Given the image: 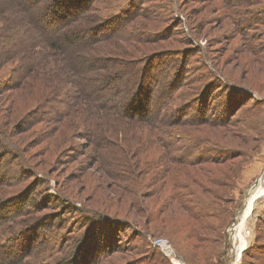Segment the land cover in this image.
I'll return each mask as SVG.
<instances>
[{
    "label": "rangeland",
    "instance_id": "obj_1",
    "mask_svg": "<svg viewBox=\"0 0 264 264\" xmlns=\"http://www.w3.org/2000/svg\"><path fill=\"white\" fill-rule=\"evenodd\" d=\"M81 1L85 7L80 6ZM126 1L101 0L98 4L107 12L105 15L111 13L108 18L113 21L95 20L91 25L97 31L85 34L88 44L108 42L118 49L136 50V54L131 51L130 56L121 54L120 57H125L122 60L109 57V62L99 65L106 73L110 74L111 70L120 79L112 80L111 89L103 92L131 97L135 92L129 93V90L134 89L138 79V89L145 88L146 83L155 85L156 95L161 88L170 89L178 77L196 74L202 80L192 87H209L205 94L210 99L214 97L209 100L212 111L227 109L229 89L240 88L243 94L232 92L240 98L235 114L248 116L252 123L257 121V125L248 127L239 121L227 126L182 127V134L205 138L218 149L217 154L214 152L216 156L208 159L209 163L171 166L167 182L152 180L144 174L122 180L120 162L105 165L100 160L101 146L91 142L80 124L84 107L67 116L63 112L67 111L74 93L68 90L70 81L78 76L70 56L87 61L82 57L83 51L78 50L80 43L74 47L66 44L64 54L59 60L57 57L54 66L41 64L32 76L22 78V69L42 55L35 49L39 46L46 49L49 41L60 37L61 32H72L76 26L72 21L79 23L83 13L89 14L88 2L10 0L2 11L8 13L3 15L5 26L0 22V30L5 29L9 40L0 41V55L17 42L26 41L29 35L35 33L40 38L35 46L26 47L20 59L0 61V121L10 139L35 167L30 165L32 176L23 179L16 170H9L10 155L0 152V190L7 189L0 191V198L10 201L18 210L16 196L27 198L33 186L39 190L34 197L36 206L30 202L16 213L14 208L3 211V216L10 217L1 223L16 229L17 237L11 249L35 248L25 254L22 264L55 262L62 255L68 257L70 264H114L115 261L120 264H180V261L184 264H264V16H261L262 23L254 22L247 28L238 25L231 16L233 9L244 11L262 6L264 12V0H251L250 7L237 0H153L147 10L141 8L146 0L125 5ZM160 6L163 8L155 16L154 11ZM76 8L79 11L76 12ZM72 10L76 12L74 15H71ZM105 15L100 19L105 20ZM17 17H22L20 22H16ZM118 30L124 32L128 40L144 31L140 37L135 36L141 43L110 40V34ZM0 40H3L2 35ZM129 61L137 62L134 65ZM94 69L96 67L85 68L84 75L89 76L86 73ZM89 82L91 87L96 85L92 79ZM52 87L50 92L60 90V96L49 98ZM210 89L219 92L211 94ZM27 93L30 98L39 99L37 103L33 99L30 104L26 103ZM224 94L227 97H220ZM32 112H40L37 119H33ZM134 129L125 128L118 134V141L125 147L129 146V141L134 145L141 141L138 137L129 138L138 134ZM140 131L143 135L136 136H147L145 131ZM190 147L185 146V151ZM225 151L229 157L222 159ZM142 152L139 155L134 152L131 158L132 162H141L144 168V162L157 152L154 148ZM137 167L140 168V164ZM163 168L167 169V165L160 167ZM11 169H15L13 165ZM34 175L42 180L40 184L35 182ZM178 181L183 187L176 185ZM189 189L195 190L191 194L217 200L220 205L236 210L228 234L225 230L223 243L219 231L222 232L230 215L213 218L208 224H203L205 220H196L176 197L177 192L185 193ZM62 193L65 201L82 205L87 213L94 214L95 223L107 218L109 227L100 233L98 228L95 230V223L88 228L81 215L73 211L64 214L63 207L54 206L55 197ZM205 206L201 204L199 209ZM12 215L23 219L19 226L14 224ZM110 224L114 229L109 232ZM8 233L9 230H1L0 237L7 240ZM217 235L219 237L215 238ZM158 237L164 238L166 243L160 246V251L153 247V240ZM224 243H227L226 249L223 248L226 252L221 257L219 248Z\"/></svg>",
    "mask_w": 264,
    "mask_h": 264
},
{
    "label": "trees",
    "instance_id": "obj_2",
    "mask_svg": "<svg viewBox=\"0 0 264 264\" xmlns=\"http://www.w3.org/2000/svg\"><path fill=\"white\" fill-rule=\"evenodd\" d=\"M85 1L88 2L87 8L89 10V14L83 13L82 18L84 19L85 17L86 20L82 19L83 21L81 20L82 22L80 21L79 23L73 20L72 24L76 26H73L72 32H61L60 37L55 36L54 38H52L51 42L49 41V44L47 45L46 49H43L40 46L36 48L35 50H37L39 53L41 52L42 55L31 60V62L28 63V65L22 69V78H25L26 76H32L31 74L33 73V71L36 73L37 69L40 67L39 65L41 64L43 65V67L47 65L54 66L57 57L59 60V58L64 54V46L66 44L72 45L74 47L80 43L78 46V50L80 49V51H83L82 57L84 56L83 58L87 59V61L83 59L78 60V58L70 56L72 62H74L73 70L78 73V76L75 77L76 80L73 79V81H70L71 86L69 85L68 90H72L74 93L70 98V105L67 106V111L65 112V109L63 112L67 116L68 114H73L74 111L76 112L75 109L78 110L81 108V106L84 107L85 115H81L79 119L80 124L85 127L84 129H86V133H88L87 137L90 138L91 142L101 146L102 150L100 153V157L102 158H100V160L104 161L105 165H117V163L119 164L120 162L122 166L121 170H119L121 171L119 174L122 175V180H125L126 178H138L139 175L144 174L149 177H152V180H156L157 178L159 179L158 181L167 182L169 180L167 179V177L170 175L173 168H171V166L177 165L178 168H180V166L182 165L193 167L195 165L209 163L208 159L215 157L218 153V149L213 147L210 142L205 138H197L194 136H189L188 134H182V127L187 126L189 128H193L202 124L211 125L213 127L220 125L227 126L228 124H236V122L239 121V123L248 125V127H250V125H257V121L256 123H252L250 121L251 118H249L248 116L242 117L240 114H235V107L239 103L240 98L232 92H241L242 89L240 90V88H236L237 91L233 90L232 88L229 89L230 91L227 109H221V112L220 110L219 112L212 111L209 100L214 97L210 99V96L207 97L205 94L207 88L209 87L206 88L203 85H197L192 87V84L196 83L197 81L200 82L202 80L201 76L196 74L187 75L185 77H178L177 82L174 83V85L170 89L166 91L165 89L161 88L160 92L156 95H154L155 85H152L151 83L150 84L153 86V90L151 89L152 86H150L148 83H146L145 88L138 89V83L136 84L138 79L134 84V89L129 90V93L135 92V94H133V96L131 97H129L130 95L128 94L125 96H120L121 94L119 96H115L114 93L109 94L107 92H103L104 90L111 89L109 87V83L112 80L116 82L120 79L117 77L116 74H113L111 70L110 74L109 72L106 73L105 70L101 68L102 66L99 65H103L106 64V62H109V57H114L115 60H122L125 57H120L121 54H126L130 56L132 55L131 51L136 54V50L129 49L127 47L118 49V47L112 46L111 43L108 42L104 43L103 45H101L102 43L96 41L94 43L88 44L87 42L89 41H85L86 37L88 38V36H85V34L88 32L93 33L97 31L94 30V26L91 25L93 21L96 20L101 22H110L113 21V19L110 20L108 17L111 13L105 15L107 12H105L104 8L98 4L101 0ZM132 1L135 2V0H127L125 5ZM151 1L153 0H146L145 3L141 5V8L143 7V10H147V6L152 4ZM258 1L263 2V0ZM9 2L10 0H0V22L2 23L3 27L5 26V23L3 22V15H7L8 13H2V11L6 8ZM143 2L144 1H142V3ZM236 2L242 4L244 3V5L249 7L251 6V4H253L251 3V0H237ZM79 4L83 7L86 6L85 3H83L82 1ZM125 5H123L120 9H122ZM154 7H158V5H155ZM136 8L137 4L134 5L135 10ZM162 8L163 7L160 6V9L154 11V15L156 16L157 14H159ZM227 8L230 9L229 6ZM75 10L77 12L79 11V8H76ZM135 10L133 12H135ZM76 12L72 10L71 15H74ZM102 15H105V20L100 19ZM231 16L233 20L237 21L238 25L247 28L249 24L251 25L254 22L262 23L263 17L261 16H264V12L262 6L260 9L254 7V9L252 10L247 8V10L244 11H237L236 9H233ZM22 17H17L16 22H20ZM62 17H64V15ZM129 20L130 18L127 22H129ZM66 22H68V20H66ZM37 30L40 31V29ZM16 31H18V29ZM143 32H141L139 35L136 34L137 37H140ZM14 34H17V32ZM0 35H2L3 37V40H0L2 43L7 41V39L9 40L8 34L6 35V31L4 28L0 30ZM135 36H132L134 37V39L128 40V37L124 34V32H120L118 30V32L111 33L109 37H111L110 40H114L116 41V43L118 40H124V42L126 43L128 41H135L141 43V41L137 40V37ZM142 36L143 40L145 41L144 35ZM27 38L28 39L26 41L21 40L17 42L14 46L12 45L9 50H3L2 55H0V61L20 59L26 52V47H30L33 45L35 46V42L40 39L36 37L35 33L29 35ZM43 39H45V37H43ZM139 59L141 58H138L137 60ZM136 62L137 61H134V63L133 61H129V63H133L134 65L136 64ZM90 67H96V69H94L93 71H89V73H86V75L89 76H85L84 69H88ZM94 77H97V79H95ZM90 79H92L93 82L96 83L95 86H90ZM222 84L224 83L222 82L221 85ZM187 86H190V88H188ZM52 89L53 87L49 90V92ZM210 90L211 94L219 92L218 90L214 89ZM32 94L33 93H31V95ZM60 94V90H54L49 93V98H52L55 95L60 96ZM221 96L224 97L226 95H220V97ZM27 97H29V100H25V102L30 104L33 98H30V93H27ZM118 99H120V101H118ZM38 100L39 99H35L34 103H37ZM20 110L21 108L19 107L18 112ZM209 110L211 112H208ZM32 114L33 119H37L38 115H40V112H32ZM33 119H30V122H32ZM133 127H135L134 131H137L138 134L134 133L129 138L131 139L132 137H138V140L140 139L141 141L137 144L139 146L134 145L129 141V146L127 145L125 147L122 142L118 141V137H120L118 136V134L122 130H125V128H129V130H132ZM140 130L145 131L147 136H136L140 134L143 135V132ZM127 141L128 140H126V142ZM188 145H190L191 147L188 149V151H185V146ZM151 148H154L157 153H154V156L151 159L144 162V164H146V166L144 165V168H141V162H132L131 154L136 152L134 155H139L143 153L142 151H146L147 149ZM0 152H5L10 155L11 161L7 162L8 168L10 167V171L16 170V173H20V176H23V179L32 176V171L29 169V166L33 165L26 158L23 150L7 135V132L3 128L1 121ZM225 152L226 156H224L222 159H227L229 157L228 152ZM211 153H214V155H211ZM222 154H224V152H222ZM131 163L132 168H130ZM138 164H140V168L137 167ZM12 165L15 169H11ZM164 165H167V169H160V167H164ZM169 168L171 169L169 170ZM122 169L124 172H122ZM14 180L18 181L17 179ZM34 180H36L35 182H37V184H40L42 181L36 175H34ZM176 185H179L178 187H180V185L181 187H183V184L179 181L176 182ZM33 187L29 189L30 194L27 198L20 196H16L14 198L16 202H18V210L13 207V204H11L10 201L3 199L1 200L2 197L0 195V231L9 230L7 240H3L0 237V264H22L24 263L26 258L25 254L27 252H30L34 248L32 246V249L30 248L31 250H27V248H15L14 250H12L11 246L13 245L17 237V235L15 234L16 229L11 227L10 225H7V223H1L2 220L10 217L2 215L5 212L4 209L8 211L9 209L12 210V208H14L16 213L23 210V208L30 202L34 203L33 206H36L34 197L38 195L39 190H36ZM2 190L3 192H5L7 189ZM194 192L195 190L192 189L185 191V193H182V191L177 192L176 197L179 199V202L186 208V210L190 214H192V216H194L196 220H205L203 221L205 222L203 224H206V222L208 224L213 218L218 219L222 216L224 218L230 215L228 221H226L225 225H223L222 232L219 231V233H221V243H223L225 240V230L228 234V227L232 224L234 220L236 210H231L228 207L220 205L217 200L215 202V200L213 199H205L202 198V196L200 195L191 194ZM55 198L57 199L56 202L58 203H53L54 206L59 208L63 207L64 214H67L68 212L72 213L73 211L75 215H81V219L89 226L88 228H90V225H93L95 223V217L93 216L94 214L87 213L86 209L83 208L82 205L78 206L71 203L70 201H65L66 196L63 193L62 196L60 195L59 197ZM6 204L9 208L6 207ZM201 204L206 205L207 207L205 206L203 210H201L199 209ZM196 208H198V211H196ZM12 219L16 222L14 224L18 226L19 221L23 220L17 216L12 217ZM95 224V230H97L98 228V231H100V233L103 232L105 227H109V222L107 218L98 220ZM111 228L113 230L114 226L110 227L109 232L111 231ZM212 230H214V227L212 228ZM218 237L219 235H217L215 238ZM215 238L211 237L212 240ZM206 239H210V237H206ZM153 247H155L159 251L161 250L159 246H156L154 244ZM226 247L227 243L226 245L224 243L222 247L219 248V255H221V257L223 254H225L226 250L224 251V249H226ZM63 256L64 255L59 257L55 262H49L46 264H70L68 257ZM114 264L120 263L115 261Z\"/></svg>",
    "mask_w": 264,
    "mask_h": 264
},
{
    "label": "built area",
    "instance_id": "obj_3",
    "mask_svg": "<svg viewBox=\"0 0 264 264\" xmlns=\"http://www.w3.org/2000/svg\"><path fill=\"white\" fill-rule=\"evenodd\" d=\"M153 244L159 247H163L166 243L164 241V238L158 237L157 239L153 240Z\"/></svg>",
    "mask_w": 264,
    "mask_h": 264
},
{
    "label": "bare ground",
    "instance_id": "obj_4",
    "mask_svg": "<svg viewBox=\"0 0 264 264\" xmlns=\"http://www.w3.org/2000/svg\"><path fill=\"white\" fill-rule=\"evenodd\" d=\"M255 198V196L254 197H252V199H254ZM167 246V245H166ZM168 248H170L169 246H167ZM180 264H184V262L183 261H180Z\"/></svg>",
    "mask_w": 264,
    "mask_h": 264
},
{
    "label": "water",
    "instance_id": "obj_5",
    "mask_svg": "<svg viewBox=\"0 0 264 264\" xmlns=\"http://www.w3.org/2000/svg\"><path fill=\"white\" fill-rule=\"evenodd\" d=\"M242 209V208H241ZM241 211V210H240ZM243 250V249H242Z\"/></svg>",
    "mask_w": 264,
    "mask_h": 264
}]
</instances>
